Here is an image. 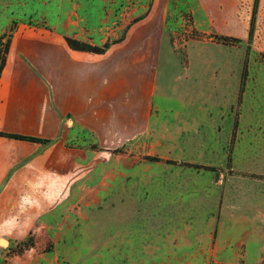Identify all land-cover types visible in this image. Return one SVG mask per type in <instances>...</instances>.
<instances>
[{
  "label": "crops",
  "instance_id": "crops-1",
  "mask_svg": "<svg viewBox=\"0 0 264 264\" xmlns=\"http://www.w3.org/2000/svg\"><path fill=\"white\" fill-rule=\"evenodd\" d=\"M167 12L168 3L155 0L105 54L69 47L66 37L90 43L84 32L65 36L19 24L0 78V132L53 143L0 137V236L5 240L18 245L33 236L34 246L24 251L32 254L49 240L74 239L71 212L94 210L111 193L126 192L122 185L139 184L138 229L128 234L105 228L103 239L90 247L103 240L112 253L117 249L115 256L131 259L127 249L138 241L139 264H238L264 252V112L232 106L210 128L181 122L175 132L154 122ZM127 21L123 15L121 29ZM245 28L241 38L249 33ZM83 130L94 133L103 151L74 145ZM159 135L168 136L167 150L155 153L152 147L146 155L167 152L159 155L174 162L167 175L149 174L148 168L139 176L111 170L97 175L113 165L127 172L133 167L128 156L111 159V152L137 140L147 145ZM175 136H192V141L185 139L174 151ZM101 154L108 159L100 161ZM40 259L33 256L26 263Z\"/></svg>",
  "mask_w": 264,
  "mask_h": 264
},
{
  "label": "rangeland",
  "instance_id": "rangeland-1",
  "mask_svg": "<svg viewBox=\"0 0 264 264\" xmlns=\"http://www.w3.org/2000/svg\"><path fill=\"white\" fill-rule=\"evenodd\" d=\"M84 1L0 0V39L3 37L0 51L4 50L9 39L12 40L20 23L59 31L65 36L83 35L84 32L90 38V43H87H92L91 45H112L124 37L131 25L148 14L155 0H86V4L82 3ZM99 1H103V6H100ZM164 1L168 3V12L154 97L155 124L157 120L159 123L165 122L175 132L181 122L189 123L191 128L198 123L209 124L210 128L218 115L231 111L232 106L235 111L240 112H264V0H260L256 30L250 42L249 33L241 38L240 32H245V26L249 32L254 0H163V3ZM120 3L122 8L117 11V4ZM84 6L91 13L103 12L93 28L87 27V20L79 16L78 11L83 10ZM92 8L95 10H91ZM123 15L128 19V24L121 29L124 25L121 24ZM237 19L239 24L234 25ZM234 33L239 35L235 36ZM232 38H239L243 42H236ZM2 55L0 53V61ZM167 138V135L153 137L146 141L147 145L137 140L119 148L123 149L122 152H111V159H115L114 156L118 154H122V159L128 156L127 163L133 164V167L129 166L125 172L113 165L106 170H97V175L103 170L104 173L111 170L113 175L122 173L139 176L145 173L146 168L149 174L167 175L173 169L170 166L174 164L173 161L160 157L168 156L167 152L154 157L146 155L152 147L155 153H159L158 149L166 151L169 146ZM174 138V151L185 139L192 141V136ZM242 138L240 136V140ZM240 148L243 151L242 141ZM172 155L176 156L175 153ZM104 157L108 159L109 156L101 154L99 160L104 161ZM139 159L142 163L140 168ZM206 170L218 171L212 167H207ZM138 186L139 184L122 185L127 188L126 192L111 193L94 210L83 209L80 215L71 212L68 225L76 230L73 233L74 239H68L66 235L64 242L49 240L41 249L32 252L34 255L27 251L21 253V243L14 245L9 241L8 246H0V264H27L26 259L33 256L41 257L39 263L33 264H139L138 241L131 242L132 248L127 249L131 259L115 256L117 249L112 253L111 247L103 246V240L99 247H90V244H94V239H103V231L106 229L108 233L121 231L128 234L138 229ZM119 187L120 185H115L114 189ZM162 202L166 201H160ZM117 210L120 212L118 216H114ZM90 229L97 231L93 235V230ZM133 235L139 239V231H135ZM0 238L7 239L6 235H1ZM259 247L262 249L261 245ZM253 248L254 246H248L250 251ZM261 257L263 261L256 263ZM250 258L252 262L241 261L238 264H264V252L256 258ZM125 259L130 261L126 262Z\"/></svg>",
  "mask_w": 264,
  "mask_h": 264
},
{
  "label": "trees",
  "instance_id": "trees-1",
  "mask_svg": "<svg viewBox=\"0 0 264 264\" xmlns=\"http://www.w3.org/2000/svg\"><path fill=\"white\" fill-rule=\"evenodd\" d=\"M82 3L86 4V0ZM259 4H260V0H254L253 12H252V18H251V22H250V29H249V36H248L249 42L253 40V37L255 34L256 20H257ZM100 6H103V1L100 2ZM121 8H122V3L117 4V11H119ZM93 9L95 10V8H92L91 10H93ZM78 13H79V16L83 20H87L86 21L87 27H89V28L90 27L93 28L92 26H94L93 24H95L98 21L99 16H101V17L103 16V12H101V13L92 12L91 13L89 8L86 6L83 7V10H79ZM90 13L93 15L92 17H91ZM65 39H66L69 47L75 51L88 52V53H93V54H105L107 52V50L111 47V44H105L104 46L100 47L97 45H91L89 43L81 42L77 39L70 38V37H66ZM224 39L229 40L228 37H224ZM2 40H3V37H1L0 41H2ZM232 40H234L236 42H243L239 38H232ZM11 42H12V40L9 39L8 42L6 43V45L4 46V50L0 51V53L3 54L1 57V61H0V78L2 76L3 70H4L6 63H7V56L9 55V52H10ZM0 137L40 143V144H43L44 146H48V145L53 143V140H44V139L35 138V137H28V136H22V135H17V134H7V133H2V132H0ZM74 145H76L77 147H80V148H84V149L103 151L99 147V145L97 143L96 136L94 135V133H92L88 130H83L81 132L79 138L74 141ZM122 150L123 149H117V150H114L113 153H119V152H122ZM20 243H21L20 252L22 253L25 250H29L30 248H32L34 246V238H33V236H30L26 240H24Z\"/></svg>",
  "mask_w": 264,
  "mask_h": 264
},
{
  "label": "water",
  "instance_id": "water-1",
  "mask_svg": "<svg viewBox=\"0 0 264 264\" xmlns=\"http://www.w3.org/2000/svg\"><path fill=\"white\" fill-rule=\"evenodd\" d=\"M3 239H0V246L1 247H6V246H8L9 245V242L7 241V240H3V243L1 244V241H2Z\"/></svg>",
  "mask_w": 264,
  "mask_h": 264
}]
</instances>
